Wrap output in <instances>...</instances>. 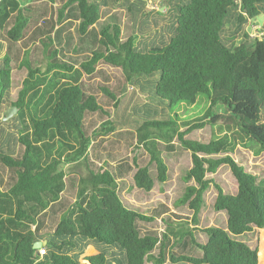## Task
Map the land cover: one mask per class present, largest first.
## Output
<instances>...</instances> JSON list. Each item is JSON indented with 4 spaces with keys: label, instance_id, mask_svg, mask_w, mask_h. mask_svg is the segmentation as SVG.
Returning a JSON list of instances; mask_svg holds the SVG:
<instances>
[{
    "label": "trees",
    "instance_id": "obj_1",
    "mask_svg": "<svg viewBox=\"0 0 264 264\" xmlns=\"http://www.w3.org/2000/svg\"><path fill=\"white\" fill-rule=\"evenodd\" d=\"M105 4L106 0H0V43L5 44L0 56V264H147L155 249L158 264L167 255L174 264H264V178L231 156L237 139L264 152V0H183L175 4L171 33L159 47L142 50L136 39L150 30L141 20L137 38L125 41L117 22H110L100 27L95 41L99 47L86 60L77 67L62 61L61 51L70 45L68 36L64 41L60 35L63 23L76 21L78 36L85 38L101 21ZM166 4L172 6L170 0ZM230 9L240 10L238 22L262 18L261 38L243 34L239 44L234 37L227 45L223 35L232 32L225 29ZM31 47L41 53L38 66L30 58ZM99 67L121 72L118 93L105 84L98 87L100 96L86 87L87 78L103 74ZM21 70L25 76L14 98L13 73ZM58 75L62 78L55 79ZM152 79L148 87L143 84ZM126 85L168 109L205 98L209 125L220 118L214 108L226 114L223 134L206 143L190 140L185 136L191 129L178 132L175 120L164 113V118L153 115L156 119H144L134 129L148 153L144 165L134 159L132 166H124L110 154H100L94 164L93 144L122 129L106 109H117ZM10 107L18 108L12 118L14 134L1 120ZM88 115L100 118L90 133L85 128ZM174 139L191 154L184 180L192 185L185 187L177 207L186 206L192 223L199 225L205 194L213 185V209L226 214L225 228L201 230L207 238L204 244L195 240L196 228L187 223L167 226L161 239L142 234L138 224L152 219L129 207L118 190V181L128 178L131 170L137 189L150 192L155 180L165 183L168 166L155 140ZM74 162H81L87 173L79 180L73 207L62 211L68 182L62 166ZM153 164L155 179L149 169ZM222 165L229 167L236 182L234 194L208 179ZM47 216L54 224L49 230L44 228ZM6 224L32 225L34 230L21 234ZM253 231L257 243L252 249L239 238ZM43 241L39 254L32 247ZM176 246L196 248L199 256L175 255Z\"/></svg>",
    "mask_w": 264,
    "mask_h": 264
},
{
    "label": "rangeland",
    "instance_id": "obj_2",
    "mask_svg": "<svg viewBox=\"0 0 264 264\" xmlns=\"http://www.w3.org/2000/svg\"><path fill=\"white\" fill-rule=\"evenodd\" d=\"M108 1V0H107ZM183 0H170L172 6L166 4V0H115L112 6H103L102 19L93 28V31L85 37L80 38L76 32V21H67L63 23L60 30L61 37L68 36L70 45L69 48L65 45V49L61 51V60L68 62V65H75L89 56L91 50H96L99 46L95 43L96 36L100 30V27L110 22H117L121 28V39L125 41L129 36L137 38L138 21H142L143 28L150 30V33L146 36H141L136 39L139 43L138 49L142 50L143 47H159L164 38L171 33V29L174 23V15L176 14V3H181ZM131 7V10H129ZM133 7V9H132ZM168 10V12H167ZM241 12L238 9H230L228 15L231 16V21L226 23V31H232L230 35H223L224 41L227 45H230L232 40L235 39V43L239 44L241 36L247 34L252 38H261V32L259 30L262 25V18L256 20L247 19L245 22H238V17ZM5 44L0 43V56L4 54ZM62 56H64L62 58ZM68 58H74L76 61L71 62ZM30 58L33 64L36 66L41 64L42 56L38 47H31ZM74 67V68H76ZM102 68L103 74H96L92 79H86V87L94 91L95 94L100 96L99 86L101 84L108 85L111 91L118 93L120 84L123 82L122 74L119 70L110 69L108 67ZM24 72L14 71L13 73V97L16 98L18 89L24 79ZM54 78V77H53ZM62 78L58 75L55 79ZM62 80V79H61ZM84 81V80H83ZM154 79L149 81H143V84L148 87ZM208 108V103L205 98L199 97V100L194 105H188L184 107H175L168 109L166 106L157 105L153 99H150L145 94H140L136 90L131 89L128 85L125 86L124 91L119 97L117 109L113 110L108 107V112L111 116H114V120L122 127L121 130L110 134L108 137L95 142L91 149V159L93 163L100 154H110L112 157L122 163L124 166H132L135 159L138 165H144L148 158V153L140 144L134 133V129L142 125L144 119L152 120L156 119L155 116L163 117L169 116V119L177 122L178 132H184L188 129L192 131L188 133L185 138L195 140L198 142L206 143L211 138L220 137L223 134L221 130L222 118H226V114L218 108H214L213 111L220 117L217 120L216 125H209V116H205V111ZM177 114V117H175ZM16 116V115H15ZM164 118V117H163ZM178 119V120H177ZM100 122L98 115H88L85 122V128L87 132H91ZM5 129L10 133H15L16 122L12 119L4 121ZM202 128L196 126L202 125ZM193 128V129H192ZM233 136L234 130L230 131ZM237 145L235 152L231 155L232 158L240 165L244 166L249 172L264 178V152H260L258 146L249 143L247 141L241 142L237 139ZM155 145L160 151L161 157L164 159L168 166V180L161 184L155 180V185L150 192L137 189L132 185L131 174L134 170H131V174L128 178L118 181V190L125 203L131 207L138 209L151 218V222H140L138 224L140 232L142 234L153 233L159 239L162 235L167 234L168 227L171 225L175 227L176 224L187 223L189 228H196L194 231V238L199 244L206 242V235L201 231L203 228L215 226L226 227V214L223 212H216L213 209V205L217 196V191L213 185L210 186L205 194L204 205L200 213L199 225L192 223V212L186 206L177 207L176 202L181 197L186 186L192 185V182H186L184 176L188 168L191 166V154L182 148L177 140H172L170 143L163 142L161 140H155ZM12 147L13 144H11ZM222 156V155H219ZM95 164V163H94ZM62 169L67 174L68 180L67 190L63 193L62 201L63 210L71 208L74 205L77 196V186H80L79 180L86 176L87 171L81 162L64 164ZM150 173L155 179L156 169L154 164L150 166ZM208 179H212L213 182L219 185L226 193L234 194L236 191V182L233 179L230 169L227 165H222L218 168L214 175H208ZM70 183L74 186L71 188ZM61 209V207H59ZM45 230H49L53 227V221L50 216L45 218ZM55 223V222H54ZM9 226L8 224H6ZM14 232L26 234L34 230L32 225H22L17 228L12 225L9 226ZM247 243L250 248H254L257 243V231L246 234L239 238ZM171 245L167 247L169 250ZM42 247L38 250L41 251ZM158 249L152 252L154 258L147 262V264H158L156 259L159 258ZM175 255H185L191 257H198L199 253L196 248H190L186 246H176L172 250ZM162 264H174L171 263L166 256V260ZM186 264V263H177Z\"/></svg>",
    "mask_w": 264,
    "mask_h": 264
},
{
    "label": "water",
    "instance_id": "obj_3",
    "mask_svg": "<svg viewBox=\"0 0 264 264\" xmlns=\"http://www.w3.org/2000/svg\"><path fill=\"white\" fill-rule=\"evenodd\" d=\"M18 113V108L17 107H10L7 110H5L2 114L1 120L2 122L4 121H8L10 119H12L16 114ZM46 244L45 241L43 242H36L33 245V249L37 250L39 248H41L42 246H44Z\"/></svg>",
    "mask_w": 264,
    "mask_h": 264
},
{
    "label": "crops",
    "instance_id": "obj_4",
    "mask_svg": "<svg viewBox=\"0 0 264 264\" xmlns=\"http://www.w3.org/2000/svg\"><path fill=\"white\" fill-rule=\"evenodd\" d=\"M106 1H107V0H106ZM114 3H115V2H113V0H108V1H107V4H105V5H107V6L109 7V6H112Z\"/></svg>",
    "mask_w": 264,
    "mask_h": 264
},
{
    "label": "built area",
    "instance_id": "obj_5",
    "mask_svg": "<svg viewBox=\"0 0 264 264\" xmlns=\"http://www.w3.org/2000/svg\"><path fill=\"white\" fill-rule=\"evenodd\" d=\"M43 253V250L41 249V251H39V254H42Z\"/></svg>",
    "mask_w": 264,
    "mask_h": 264
}]
</instances>
